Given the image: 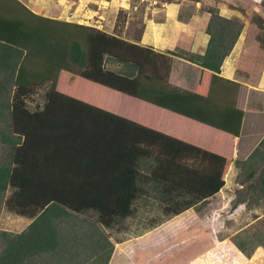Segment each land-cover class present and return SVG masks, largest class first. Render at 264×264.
I'll use <instances>...</instances> for the list:
<instances>
[{
    "label": "trees",
    "instance_id": "trees-1",
    "mask_svg": "<svg viewBox=\"0 0 264 264\" xmlns=\"http://www.w3.org/2000/svg\"><path fill=\"white\" fill-rule=\"evenodd\" d=\"M207 11L206 50L185 55L124 37L121 11L108 32L0 0V213L31 219L20 232L0 229V264H109L115 244L107 229L134 215L137 201L155 193L174 215L197 208L224 188L233 164L249 180L233 208L261 203L263 171L255 174L264 137L246 159H233L226 137L241 134L243 84L220 76L245 23ZM252 23L254 46L241 62L256 84L264 18L255 14ZM174 56L201 66L196 91L169 87ZM154 107L219 130L216 144L202 146L185 127L180 137L153 126ZM231 240L247 258L264 246L250 229Z\"/></svg>",
    "mask_w": 264,
    "mask_h": 264
},
{
    "label": "rangeland",
    "instance_id": "rangeland-1",
    "mask_svg": "<svg viewBox=\"0 0 264 264\" xmlns=\"http://www.w3.org/2000/svg\"><path fill=\"white\" fill-rule=\"evenodd\" d=\"M98 1L101 14L95 19L103 17V29L111 26L121 11V15L127 19L126 31L129 30V33L126 36L141 32L142 18L146 12L142 0ZM155 17L163 19L164 14L157 12ZM254 38L247 34V41ZM261 132L258 137L252 136V151L263 138L264 126ZM208 136L213 140V134L208 133ZM2 147L0 144V155ZM252 151L244 155L248 157ZM263 170L264 166L257 168L255 176H259ZM248 182L247 172L234 164L226 174V185L217 195L197 208H190L178 215L164 208L165 203L159 195L150 193L142 197L136 202L134 215L121 219L107 229L115 244L109 264H255L253 258L248 259L231 240L232 235L250 229L256 234V241L264 243V196L261 197L262 204L253 201L250 207L246 204L237 208L232 206L234 200L242 196V187H247ZM30 222L31 219L5 208L0 213V229L3 230L20 232Z\"/></svg>",
    "mask_w": 264,
    "mask_h": 264
},
{
    "label": "crops",
    "instance_id": "crops-1",
    "mask_svg": "<svg viewBox=\"0 0 264 264\" xmlns=\"http://www.w3.org/2000/svg\"><path fill=\"white\" fill-rule=\"evenodd\" d=\"M22 1L38 15L103 29V17L99 16L98 19H95L98 14H101L100 7H97L98 0ZM142 2L146 9L142 18L143 29L131 37L126 36L129 30L125 29L123 36L159 52L176 51L185 55L203 54L210 39V35L206 31L210 16L207 11L209 7L216 8L222 16L235 18L245 23L237 43L222 65L220 76L240 81L243 84L238 103V106L245 110L241 134L239 137L227 135L226 138L233 145V159H246L247 156L244 153L252 151L253 138L262 134L261 130L264 126V68L258 83L251 84L245 77L243 65L245 67L246 64L242 63L241 65L239 61L243 53H248L253 47V41H247V34L250 32L253 24L251 19L255 14L258 13L264 18V0H142ZM151 11L153 15L152 13L150 15ZM157 12L164 14L163 19L155 17ZM93 20H95L94 24ZM115 21L104 30L112 32ZM75 60L80 61L76 47L73 46V61ZM200 74L201 66L184 56H174L168 85L173 89L196 91ZM153 109L157 112V120H153L151 124L160 130L183 137L181 129L185 127L188 129L189 135L196 134L197 141L202 146L213 148V144H216L220 135L219 130L201 125L190 118L181 117L166 109L158 107ZM208 133L214 135L213 140L209 138ZM252 136L254 137L252 138ZM252 258L255 264H264V246H259Z\"/></svg>",
    "mask_w": 264,
    "mask_h": 264
},
{
    "label": "water",
    "instance_id": "water-1",
    "mask_svg": "<svg viewBox=\"0 0 264 264\" xmlns=\"http://www.w3.org/2000/svg\"><path fill=\"white\" fill-rule=\"evenodd\" d=\"M261 184H264V170H263V173H262V177H261Z\"/></svg>",
    "mask_w": 264,
    "mask_h": 264
}]
</instances>
